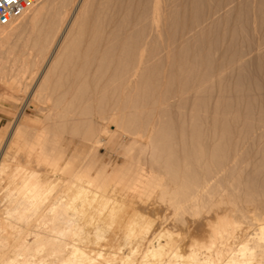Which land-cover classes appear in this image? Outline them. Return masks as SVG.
<instances>
[{
	"label": "rangeland",
	"instance_id": "374dc122",
	"mask_svg": "<svg viewBox=\"0 0 264 264\" xmlns=\"http://www.w3.org/2000/svg\"><path fill=\"white\" fill-rule=\"evenodd\" d=\"M82 1L75 0V3L74 0L68 1L66 3L68 7L60 2L48 5L49 8L47 7L48 9L46 8L44 13L45 17L42 16L34 33L32 35H28L27 31L15 33V36H11L6 47L0 53L1 58L6 61V70L0 72V134L3 135L2 138L0 136V164L3 162V158L11 159L13 156L14 161L12 158L11 161L13 162H9V159L7 162L15 164L17 160L16 164H18V162L23 163L25 161L24 156H21L23 155L21 151V155L19 151L12 152L13 156L11 157L9 153L11 148L8 147L11 139L15 137V131L22 128V120L28 117L35 118L34 120L38 122L39 120L43 121V126L45 125L44 127L48 130L47 136L56 140L57 145H61L65 149L67 146L70 154L76 150L86 151L91 148L95 151L98 148L97 166L100 167L103 163L109 165L125 163L126 158L116 144L103 143L97 147L92 146L91 141L86 139L85 133L88 123L93 120L94 123L99 124V112L107 111L113 104H119L116 103L118 100L115 97L114 89L117 87V83L113 78L112 66L87 65L86 59L88 57L101 58L103 56L102 49L110 40L113 43V52L116 54L118 38L130 31L134 34V25L141 17L144 9L142 7H144L146 0H87L85 1L86 7H83L82 16L78 18L75 16V12L78 4ZM197 2L193 7H187L185 11L182 2L179 1L181 7L177 10L178 16L174 18L175 15L173 14L174 17H170L172 20L169 19L167 20L169 22H165L164 34L175 41V46L182 42L181 45L184 46L182 53L183 51L185 53L183 57L188 62L185 68L182 65L183 67L179 69L180 55L177 52V55L175 53L173 56L174 68L166 67L167 74L170 71L173 74L175 72L171 93H167L165 97L162 87H159L161 85L158 86L159 83L154 79L155 71L146 72L152 77V84H155L154 87H156L155 94L145 101L148 103L145 105L149 107L146 108L152 111H150V117L156 124L155 131L157 132L163 123L171 126V134L169 135L171 144H156L151 147L149 154L141 158L147 169L154 172L159 178H163V182L170 183L171 190L167 194H160L154 196L155 198L151 197V200L148 199L153 202L147 200L150 208L143 210L147 214L142 211L139 213V215L142 214L141 216L138 214L136 216L137 221L150 220V218L151 221L153 220L150 234L147 235L148 242H156V239H160L164 243L169 237L168 233H172L177 242H190L192 238L200 235V238L206 237L205 235L208 236V233L212 232V225L209 228L208 225L214 223L217 216L223 215L226 211L235 220L241 221L245 226L247 225L246 230L249 235L251 234L250 236H257L260 229L264 227V0H199ZM70 10L71 13L67 12ZM59 12L62 14H58ZM26 17L27 15L23 19H18L19 21H15L12 26L22 25ZM135 20L137 21L135 22ZM65 35L67 41L65 42L64 39L63 42L62 39ZM72 45H77L78 48L72 50ZM53 56L58 58L55 60ZM12 65L15 66V69H11ZM24 65H28L30 71L22 80V86L19 87V90L12 91L8 85L10 77L16 74V69H21ZM114 65L116 66L115 61ZM194 68L197 70V77L203 79L201 101L204 103H201L203 106L200 112V122H202L204 129L201 128V130L202 134H205L203 135L205 143H203L209 147L208 150H212L214 142L217 141V144L224 145L228 140L224 148L229 154L228 162L230 164L228 163L226 166L215 165L216 176L214 175L213 180L211 179L210 182H213L212 184L209 183L211 186H207V189L204 188L203 197L198 200H191V198L188 200L187 196L184 195L183 185L190 181V173L194 170L200 171V169L197 167V163L190 158L191 150L188 147L190 138L187 137L186 145L179 144V123L184 120L187 124L190 118L187 116L185 119L179 118L181 112L178 113L177 106H180L181 111L184 110V112L182 111L183 114L188 115L191 101L187 100L185 104L183 101L180 105L178 97H174L172 93L181 81L180 73ZM4 74L6 77L2 78L5 76ZM144 80L139 82L140 85L138 84L134 95L130 97L131 101L128 99L127 104H132H129L131 109L137 104L135 101L138 99L137 96L142 94ZM87 81L91 83L88 84ZM95 86L101 90L97 92ZM49 98L51 101L48 103L46 99ZM164 98H166L165 101ZM150 102H153V105ZM157 102L158 104H156ZM120 104L123 105L122 102ZM46 106L51 108L50 118H46ZM23 114L24 116H22ZM212 120L213 122L210 123ZM212 123L217 126L213 131L216 134L213 133V136H211L212 132L211 135L208 134V129ZM223 125L228 128V136L222 130ZM11 135L12 137H10ZM214 135L215 141L212 138ZM124 139L127 140L128 137L121 136V141ZM235 149H237L238 155L237 159L232 161L231 156ZM6 152L9 153L10 157H5ZM77 162H80V159ZM135 167L139 168V165L136 164ZM175 177H178V180ZM0 179V205L2 206V198H5L8 191V178L0 177ZM17 186V184H13V187ZM14 192L18 193L17 188ZM212 202L214 204H211ZM127 209L118 206L114 215L107 214L101 220L96 221V224L98 223L95 224L96 226L109 228L107 235H109L110 243H120L124 240L121 239L125 235L124 227H126L128 220L131 217L135 218L136 215L130 213L132 209L130 212ZM249 212L254 218L247 215ZM110 222L113 226L110 225ZM95 225L87 223L86 228L92 230ZM153 225L155 226L153 227ZM111 229L115 231V234L113 231L110 232ZM203 234L204 236H202ZM114 237L117 241L112 240ZM108 240L104 239L101 243L103 241L108 243ZM219 241L222 247L232 248L233 246V243H229L228 246L225 238L222 240L220 238ZM222 241L223 244H221ZM220 245L217 246L220 247ZM237 247H239V243L236 242L234 248ZM262 249L264 250V245Z\"/></svg>",
	"mask_w": 264,
	"mask_h": 264
},
{
	"label": "bare ground",
	"instance_id": "6f19581e",
	"mask_svg": "<svg viewBox=\"0 0 264 264\" xmlns=\"http://www.w3.org/2000/svg\"><path fill=\"white\" fill-rule=\"evenodd\" d=\"M68 1L71 2V0H39L19 18L23 19L27 15L22 25L13 27L12 25L15 21L6 25L0 24V53L15 33L27 31L28 35H32L40 24L39 22L42 16H44L48 5L56 2L65 5ZM85 1L87 0H83L78 4L76 12L73 10L75 16L78 18L83 14V7H86ZM179 1L182 2L183 9L186 11L187 7H193L199 0H146L145 3L142 2L144 3V7H142L144 9L141 17H136L139 19L138 21L135 20V22L137 21L134 25L135 32L134 34L131 31L127 32L118 38L116 54L113 52V43L109 39L110 42H107L102 49L103 56L101 55V58L88 57L86 59L87 65L112 66V72L114 71L113 78L117 83V87L114 89L115 97L118 100L116 103H123L122 106L121 104H113L107 111H100L99 115L97 114L100 117L99 124H96L97 122L94 123L93 120L88 123L85 133L86 139L91 141L92 146L97 147H100L103 143L116 144L126 158L124 164L109 165L103 163L99 167L96 164L98 148L95 151L91 148L86 151L74 149L76 151L70 154L67 146L65 149L61 145H57L56 140L47 136L48 130L44 127L45 125L43 126V121L39 120L38 122L34 120L35 118L32 119L31 117L22 120V128L15 131V137L9 142L8 148H11L9 151L11 157L13 156L11 153H14V151L23 152V155H21V152L20 155L24 156L25 161L16 164V160L15 164L9 163L14 156L10 159L8 158L10 157L9 153L6 152L5 157L9 159V162H7L8 159L3 158V162L0 164V177L8 178V191L5 194V198H2V206L0 205V264H264V250L262 249L264 245V227L262 226L263 228L260 229V232L256 233L257 236H250L251 234L249 235L246 230L247 225L245 226L241 221L235 220L227 211L223 215L217 216V220L215 218L216 221H212L214 223L209 224L210 226L208 225V228L212 225V232H209L210 235L208 231L211 230L207 229L208 231L205 232L208 233V236L205 235L206 237L203 238H200L201 235L199 237L195 236L190 242H177L172 233H168L169 237L164 243L160 239H156V242H148L147 235L150 232V228H152L151 222L153 220L151 221V218L150 220H140L141 222L136 220L137 214L139 215L143 210L150 208L147 202L148 199L151 200V197L155 198L154 196L164 195L171 191L170 183L163 182V178H159L158 175L147 169L143 165L141 158L149 154L148 152L151 147L156 144H171L169 136L171 134V126L163 123L156 132V124H154L150 117L151 110L146 108L148 106L145 104L148 103H145V101L149 100L156 91L155 84H152V77L146 72H149V70L155 71L154 79L159 83L158 86L161 85L159 87H162V91L166 97L167 93H171L175 72L173 74L170 71L167 74L165 69L166 67L174 68V54L176 53L177 55L178 52V55H180L178 61L179 69L183 67L182 65L185 68L188 64L183 57L185 53L184 51L182 53L184 47L181 45L182 42L178 41L181 43L175 46V41L164 34L165 22H169L167 20L174 17L172 16L173 14L175 15L174 18L178 16L177 10L181 7ZM72 8H74L73 5ZM142 8L140 9L141 11ZM67 12L71 13V10ZM58 14L62 13L59 12ZM58 14L56 15L58 16ZM131 30L134 31V29ZM64 39L66 42V35L62 39L63 42ZM105 40L107 41V39ZM71 48L72 50H76L78 46L72 45ZM53 58L55 57L53 56ZM114 61L116 66L114 65ZM195 65L197 66V64ZM5 68L6 61L0 56V72H4ZM13 68L15 69L14 65L11 66V69ZM16 71L15 75L12 76L10 74V83H8L12 91L19 90V87L22 86V80L26 78L25 76L30 69L28 65H24L21 69H16ZM180 74L181 81L176 88L174 87L175 90L172 95L178 97L180 105L181 102L183 103L184 101L183 104H185L187 100H190L191 106H189L190 109L188 107L190 110L188 112V115H190L188 116L187 114H183L184 110L182 112L181 108H179L180 106L177 104L178 113L180 114L181 112L180 115L178 114L179 118L185 119L186 116L190 118L187 124L184 120L179 123V144L186 145L187 137L190 138V143L188 142V147L191 150L190 158L197 163V167L200 169V171L194 170L189 174L190 181L183 185L185 190L184 195L187 196L188 200L190 198L191 200H198L205 194L204 188L207 189V186H211L209 183H211L210 181L213 180V176L217 173H215L214 166H226L229 163V154L224 148L228 140L224 145L217 144V141L216 143L214 142L213 148L211 147L212 150H208L209 147L206 144L204 145L203 139L205 138L203 135L205 134H202V122H200V112L203 106L201 103H204L201 101L203 79L197 77V70L195 68L188 69ZM5 77L6 75L2 76V78ZM141 80L145 81L143 83L142 94L141 96H137L138 99L135 100L137 104H133L134 108L131 109L130 105L132 104H127L128 99L134 95L133 93ZM95 87L97 92L101 90L99 87ZM139 98L142 100L140 101ZM50 101L51 98L46 99V102L49 103ZM150 103L153 105V102ZM54 104L56 103L54 102ZM141 104L144 105L142 106ZM45 109L47 111L46 118H50L51 108L46 106ZM162 111L164 112L165 110ZM212 124L208 129L209 135L212 132L211 136H213V131L217 127L215 123ZM112 126L114 128H111ZM7 128L10 129L8 126ZM222 130L228 136L229 131L227 126H224ZM0 136L2 138L3 135L0 134ZM121 136L128 137V139L121 141ZM214 137H212L213 140L216 139ZM237 155L238 151L235 149L231 156L232 161L237 159ZM15 159L17 158L15 157ZM79 159L80 162H77ZM136 164L139 165V168L135 167ZM175 179L178 180V177H175ZM13 184H17L18 186L13 187ZM16 188L19 193H17L18 195L14 192ZM187 198L185 199L187 200ZM211 204H214V202ZM118 206L123 209L128 208L129 212L132 209L134 211L132 212L131 210L130 213L136 215L135 218L131 217L126 227H124L125 230L123 231H125V235L121 239H124L125 243H123L124 240L120 243H110L108 240L109 235H107L109 228L106 229L105 226L100 227V225L96 226L98 224H96V221L101 220L107 214L114 215ZM1 207L3 208L1 209ZM250 213L247 215L251 216L250 218H254ZM87 223L96 225L94 228L92 227V230H89L86 228ZM112 231L113 229L110 230V232ZM115 237L112 239L113 241H117ZM220 238L221 240L225 238L227 245L233 243L232 248L222 247L219 244ZM104 239H107L109 242L104 243L103 241L101 243ZM236 242L239 243V247L234 248V243ZM221 244H223V241ZM217 245H220V247Z\"/></svg>",
	"mask_w": 264,
	"mask_h": 264
},
{
	"label": "built area",
	"instance_id": "2783aa9c",
	"mask_svg": "<svg viewBox=\"0 0 264 264\" xmlns=\"http://www.w3.org/2000/svg\"><path fill=\"white\" fill-rule=\"evenodd\" d=\"M39 0H0V24L17 21Z\"/></svg>",
	"mask_w": 264,
	"mask_h": 264
}]
</instances>
